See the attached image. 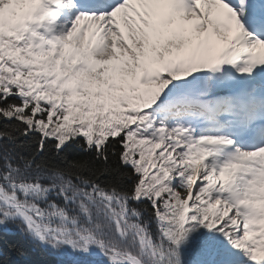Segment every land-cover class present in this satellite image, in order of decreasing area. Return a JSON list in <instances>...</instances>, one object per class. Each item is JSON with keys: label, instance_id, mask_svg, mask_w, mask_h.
<instances>
[{"label": "snow or ice", "instance_id": "6c2138e0", "mask_svg": "<svg viewBox=\"0 0 264 264\" xmlns=\"http://www.w3.org/2000/svg\"><path fill=\"white\" fill-rule=\"evenodd\" d=\"M15 233L57 264H264V0H0V264Z\"/></svg>", "mask_w": 264, "mask_h": 264}, {"label": "trees", "instance_id": "16d2710c", "mask_svg": "<svg viewBox=\"0 0 264 264\" xmlns=\"http://www.w3.org/2000/svg\"><path fill=\"white\" fill-rule=\"evenodd\" d=\"M9 239L27 250L28 264H57L55 257L51 253L44 251L35 243L26 240L21 234L15 233ZM13 259L17 258L13 255Z\"/></svg>", "mask_w": 264, "mask_h": 264}]
</instances>
